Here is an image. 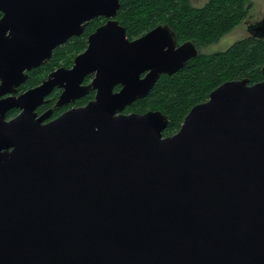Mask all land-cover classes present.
Masks as SVG:
<instances>
[{"label": "water", "instance_id": "95a60500", "mask_svg": "<svg viewBox=\"0 0 264 264\" xmlns=\"http://www.w3.org/2000/svg\"><path fill=\"white\" fill-rule=\"evenodd\" d=\"M119 7L0 0V97L88 21L106 20L72 70L17 102L40 104L58 79L69 92L95 72L85 108L47 124L24 108L5 122L12 98L0 100V264H264V81L224 82L164 137L161 112H121L197 49L176 48L167 25L130 41ZM250 32L264 40V20Z\"/></svg>", "mask_w": 264, "mask_h": 264}, {"label": "trees", "instance_id": "16d2710c", "mask_svg": "<svg viewBox=\"0 0 264 264\" xmlns=\"http://www.w3.org/2000/svg\"><path fill=\"white\" fill-rule=\"evenodd\" d=\"M187 1L119 0L120 7L115 18L125 28L129 39L166 24L176 38L206 45L214 43L224 32L239 25L250 8L243 7L244 0H209L201 8L189 7ZM99 23L96 22L93 27ZM90 30L91 25L86 26L84 34L70 40L51 58L59 57L64 48L76 47L74 44L83 40V35ZM197 56L188 60L178 72L160 75L149 94L132 105L135 109L158 106L164 111L165 114L161 112L168 119L164 134L178 131L188 111L206 101L209 94L224 82L248 79L251 85L264 81L263 39L249 37L235 42L224 52L202 58ZM52 64L49 61L41 70L49 69ZM32 79V76L28 77L27 85Z\"/></svg>", "mask_w": 264, "mask_h": 264}, {"label": "flooded vegetation", "instance_id": "af4514ba", "mask_svg": "<svg viewBox=\"0 0 264 264\" xmlns=\"http://www.w3.org/2000/svg\"><path fill=\"white\" fill-rule=\"evenodd\" d=\"M3 16V13H0V18ZM264 20V18L262 19ZM261 20V21H262ZM93 21H97L100 22L99 25H97L96 27L91 26V30L90 32H88V34H86V38L88 40V37L95 31V29L99 26H101L102 24L105 23V19L103 18H96L92 19L90 21L87 22L86 26H89L91 22ZM260 22V21H259ZM257 23V22H256ZM255 24V23H254ZM160 25H166V24H160ZM159 26V25H158ZM252 26L249 25L247 28V31L250 34V37H252L251 32H250V27ZM81 34H84V29ZM157 27V26H156ZM155 28V27H154ZM153 28V29H154ZM152 30V29H151ZM150 30V31H151ZM80 34V35H81ZM146 34V33H145ZM144 34V35H145ZM78 35V36H80ZM143 36V35H142ZM142 36L136 37V38H132V39H128L130 41L135 40L137 38H140ZM77 36H71L69 38H67L64 43L60 44L59 46H57L56 48H54L51 51L50 57L43 62V64H41L38 67L32 68L29 71L25 70V72L27 73V79L29 76L35 77V76H39V75H43L45 74V76L40 79L38 81L37 84H35L34 86L30 87V88H26L24 90H22V87L24 85H26L27 83V79L20 84L18 87L14 88L16 89L13 93L11 94H6L0 97V100L3 99H7V98H12L11 101L9 103L13 104L8 110L5 111L4 114V121L5 122H10L13 119H15L16 117H18L19 115H21V113L24 111V108H26L30 114H32L33 120H39L42 119L41 124H47L50 123L52 121H54L55 119H57L58 117L70 112L73 109H82L85 108L90 102L95 100V96H96V90L95 89H89L86 93H85V89L84 87H87L88 85H90L92 83V81L95 79L96 77V73H89L86 74L85 76L82 77V80H78L77 81V85L76 88L73 91H66V86L67 83L64 82L61 79H58L56 81V84L49 90V92L42 98L41 103L40 104H36V100L35 99H30L28 101H26V105L25 106H20L18 102L19 100V96L23 95L24 93H26L29 90H32L36 87H41V86H46V85H50L51 83H53L54 81V77H49L52 74H54L55 72L59 71V70H72L75 63L74 60L75 58L84 53V48L82 53L78 54L74 59L73 62L69 65V66H56L57 63L59 61H62L63 59V51H65L66 49L64 48V50L61 52V54L59 55V57L54 56V58H51L53 53L56 52L59 48L63 47L65 44H67L70 40H72L73 38H75ZM176 38V35H175ZM254 38V37H252ZM83 40H84V35H83ZM185 42V41H183ZM190 42V41H187ZM195 48L196 45L191 42ZM84 44V42H83ZM181 43L177 40L176 38V48L180 45ZM197 49V48H196ZM49 61H52V65L49 67V69L47 68V70H41L43 68L44 65L48 64ZM36 69L41 70V72H34ZM64 72V71H63ZM39 73V74H37ZM146 72L144 74H142L140 76V78H143L145 76ZM65 75V74H64ZM167 75V74H166ZM0 84H1V80H0ZM122 88V86L120 84H116L115 86H113V92H118L120 89ZM208 99V98H207ZM137 101V100H136ZM134 101L132 104H130L129 106H126L124 108V110L121 112V114H124L125 109H131L132 105L136 102ZM117 113V111L115 112V114ZM128 114V113H127ZM12 150V148H9L8 151L10 152Z\"/></svg>", "mask_w": 264, "mask_h": 264}, {"label": "rangeland", "instance_id": "374dc122", "mask_svg": "<svg viewBox=\"0 0 264 264\" xmlns=\"http://www.w3.org/2000/svg\"><path fill=\"white\" fill-rule=\"evenodd\" d=\"M208 1L209 0H188L187 4L189 7L201 8V7L205 6L208 3ZM247 6H250V8L247 11V16L245 17V19L236 27L230 29L229 31L224 32L214 43L206 44V45L195 43L196 48H197V55H198L197 57L202 58L205 56L213 55L215 53L224 52L231 45H233L235 42L250 37V34L247 31L248 26L251 24H254L256 22H259L264 18V0H244L243 1V7L246 8ZM96 22L97 21L91 23L90 25L94 26ZM177 40L181 44L189 41V40H182L179 38H177ZM183 41H185V42H183ZM83 42H84V44H83ZM190 42H192V41H190ZM74 45H76V47H72L68 50L66 49L65 51H63V59H62V61H59L56 66H59V65L69 66L73 62V59L78 54L82 53L83 48L85 50V48L87 47L86 36H84V40H80L79 42L75 43ZM44 76H45V74L33 77L30 85H27V84L24 85L22 87V90L34 86ZM149 111L161 112L162 110L158 109V106H147L146 108H141V109H135V108H131L128 110L125 109L124 113H125V115L144 114V113L149 112ZM162 112L164 113V111H162ZM176 132L177 131H170L168 133H165L166 135L163 133V136L164 137L172 136Z\"/></svg>", "mask_w": 264, "mask_h": 264}]
</instances>
